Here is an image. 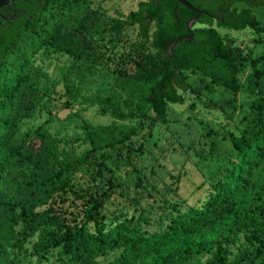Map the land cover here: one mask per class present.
<instances>
[{
    "label": "trees",
    "instance_id": "1",
    "mask_svg": "<svg viewBox=\"0 0 264 264\" xmlns=\"http://www.w3.org/2000/svg\"><path fill=\"white\" fill-rule=\"evenodd\" d=\"M188 2L203 11L190 30L186 22L195 13L176 0H140L124 18L113 19L120 29L137 27L130 49L143 55L131 70L117 71L107 95L96 96L99 113L112 120L84 122L92 148L81 155L60 148L45 130L22 133L20 123L45 104L34 56L51 48L85 58L86 36L98 22L91 0H42L37 9L18 12L0 26V264H17L9 249L21 250L35 231L30 253L37 261L60 245V264H97L113 250L118 254L109 264H264V88L247 127L227 133L226 164L195 203L177 194V177L165 179L162 166L136 164L134 170L132 157L143 152V143L124 144L143 124L167 126L174 104L201 99L189 72L210 85L239 88L238 68L247 57L217 29L261 31L253 8L264 0ZM178 36L170 56L169 45ZM76 90L68 85V92ZM186 133L182 146L200 159L215 150L206 133L189 127ZM109 160L115 168L132 166L129 183L103 172L112 170ZM80 171L101 182L76 190L74 175ZM112 194L121 201L109 208ZM205 253L206 261H199Z\"/></svg>",
    "mask_w": 264,
    "mask_h": 264
},
{
    "label": "rangeland",
    "instance_id": "2",
    "mask_svg": "<svg viewBox=\"0 0 264 264\" xmlns=\"http://www.w3.org/2000/svg\"><path fill=\"white\" fill-rule=\"evenodd\" d=\"M139 1L91 0V6L97 11L98 22L86 36L85 58L75 60L51 48L41 49L34 56L33 64L41 73L37 86L43 94L45 104L41 113L21 121L22 133L29 129L45 130L60 148L76 155L92 148L85 133L84 122L107 124L112 120L99 113L96 96L107 95L112 89L117 71L131 70L133 61L143 55L140 51L130 49L131 43L137 38V27L125 26L120 29L113 25V19L124 18L129 11L137 8ZM236 6L241 8L244 5L236 3ZM253 13L256 14L259 25L264 27V5L253 8ZM217 30L227 42L247 57L238 68V90L233 92L219 85H210L209 79L202 80L200 73L189 72L190 84L193 87L200 85L201 99H196L193 103L185 100L182 104H174V119L167 126L163 123L154 126L143 124L138 133L124 143L133 148L143 143V152L136 151L132 157L135 162L133 169L138 170L137 165L143 164L162 166L165 179L168 180L169 174L177 177V194L186 198L188 203H195L204 196L207 181L218 176L226 164V154L230 150L226 135L229 131L239 132L247 127L251 106L259 97L260 89L264 88V58H258L264 55V29L255 31L248 26L238 30ZM87 67H91V71ZM68 85H73L77 90L68 92ZM227 101L230 104H226ZM187 126L206 133L207 138L215 142V150L200 159L182 146V143L185 145L187 142ZM108 165L112 170L106 169L104 173L130 182V164L115 168L109 160ZM74 180L78 184L76 190H81L86 184L96 187L101 182L99 177L81 171L74 175ZM110 201L112 202L107 203V206L114 208L121 199L117 194H112ZM20 227L21 222L16 228ZM36 240L37 231L25 240L21 250L9 249V254L18 257L17 264H60L63 258L60 245L50 248L46 257L37 261L36 256L30 253ZM117 254V250L109 251L99 256L96 262L109 264ZM208 256L205 253L198 256V260L205 262ZM68 261L74 264L72 260Z\"/></svg>",
    "mask_w": 264,
    "mask_h": 264
},
{
    "label": "flooded vegetation",
    "instance_id": "3",
    "mask_svg": "<svg viewBox=\"0 0 264 264\" xmlns=\"http://www.w3.org/2000/svg\"><path fill=\"white\" fill-rule=\"evenodd\" d=\"M42 0H25L24 4H20L18 0L8 3L0 7V26H3L18 17V12L25 14L28 10L37 9L41 5ZM14 15V19H3L2 16Z\"/></svg>",
    "mask_w": 264,
    "mask_h": 264
},
{
    "label": "water",
    "instance_id": "4",
    "mask_svg": "<svg viewBox=\"0 0 264 264\" xmlns=\"http://www.w3.org/2000/svg\"><path fill=\"white\" fill-rule=\"evenodd\" d=\"M16 0H0V7L14 2ZM177 3H180L181 5L187 7L189 10H191L192 12L195 13L194 16L190 17L187 22H186V28L187 30H190L192 25L195 23V21L199 18V16L203 13V11L201 9H198L197 7H194L192 4H190L188 2V0H176ZM3 19L9 18V19H14V15H10V16H2ZM186 39H190V36L186 37ZM181 40V37L178 36L174 41H172V43L169 45V52H170V56L172 55V48L173 46Z\"/></svg>",
    "mask_w": 264,
    "mask_h": 264
}]
</instances>
